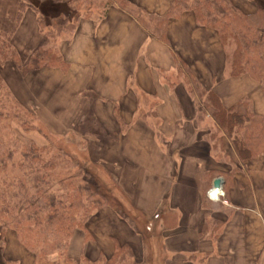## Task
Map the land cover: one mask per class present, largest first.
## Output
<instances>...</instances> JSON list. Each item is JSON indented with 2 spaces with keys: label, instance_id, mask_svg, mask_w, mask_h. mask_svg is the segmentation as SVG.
Masks as SVG:
<instances>
[{
  "label": "crops",
  "instance_id": "obj_1",
  "mask_svg": "<svg viewBox=\"0 0 264 264\" xmlns=\"http://www.w3.org/2000/svg\"><path fill=\"white\" fill-rule=\"evenodd\" d=\"M129 1L152 15L174 2ZM232 3L249 14L264 8V0ZM18 4L0 0L1 29L16 25ZM104 4L58 37L67 71L44 67L24 76L10 63L24 81L41 76L51 96L58 89L55 110L64 126L91 119L104 135L91 137L88 162L104 168L103 179L119 186L116 195L147 218L139 231L105 205L89 222L88 242L75 233L70 255L97 262L129 244L142 264L147 251L151 264H264V155L241 159L199 93L214 92L226 108L248 98L264 119L261 85L247 74L229 75L218 33L199 25L194 11L171 18L164 41L117 3ZM13 43L23 55L44 46L36 10L25 11ZM219 176L228 203L207 196Z\"/></svg>",
  "mask_w": 264,
  "mask_h": 264
},
{
  "label": "trees",
  "instance_id": "obj_2",
  "mask_svg": "<svg viewBox=\"0 0 264 264\" xmlns=\"http://www.w3.org/2000/svg\"><path fill=\"white\" fill-rule=\"evenodd\" d=\"M51 1L70 3L74 15L72 22H68L67 14L54 17L51 28L46 30L54 42L61 35L73 34L79 26L81 6L88 5L89 11L86 13H89L93 3V0ZM102 1L104 7L117 3L133 14L147 31L164 41L168 40V21L179 17L185 10L194 11L199 25L210 27L218 33L225 50L229 75H250L264 91V8L260 7L255 13L249 14L236 7L232 0H174L167 13L152 15L129 0ZM28 7L35 8L34 3L20 0L16 25L11 30L0 28V128L10 119L15 120L25 132L39 129L34 123L35 113L14 97L1 74L2 66L13 60L24 76L44 67L60 68L63 71L69 67L63 54L54 46H41L33 50L25 60L22 58L13 43V36ZM38 23L41 30L45 31L41 15ZM199 93L202 98L207 95L203 105L230 138L241 159L264 155V119L255 113L250 99L244 98L226 108L214 92L203 89ZM12 107L15 109L13 116L9 111ZM22 110L28 119L21 118ZM90 126L87 131H91ZM94 130L91 131L94 136H103L98 129ZM20 142L0 137V242L4 241L7 231L12 229L19 242L33 255L35 264H142L133 259L134 252L129 244L117 245L109 259L101 256L99 261L91 262L84 257L79 260L73 258L70 255L71 241L78 231L84 234L86 242L89 241L91 235L88 225L97 209L110 205L139 231L147 218L131 205L129 207L125 198L116 195L119 187L116 183L98 177L93 170V167L97 168L95 164L85 159L80 161L82 166L74 160L69 161L67 157L72 156L67 147H54L53 144L49 147L39 146L32 141ZM46 153H52V157L47 158ZM61 156L67 158L69 165L80 167L79 181L71 179L55 182L49 176L58 169L57 161ZM15 168L19 171L18 177L11 176ZM211 176L209 172L206 178ZM148 232L152 231L148 229ZM148 253L145 255V264L149 263ZM13 262L4 254V243L0 244V264Z\"/></svg>",
  "mask_w": 264,
  "mask_h": 264
},
{
  "label": "rangeland",
  "instance_id": "obj_3",
  "mask_svg": "<svg viewBox=\"0 0 264 264\" xmlns=\"http://www.w3.org/2000/svg\"><path fill=\"white\" fill-rule=\"evenodd\" d=\"M26 1L29 4L34 3V7L36 9H38L37 6L39 7L38 10H36L33 7H28L26 11L34 9L38 13V17L41 15L42 19H44L45 31H42L45 37L44 46L45 47L54 46L58 49V44H57L58 39L56 42L52 41L51 38L46 33L47 32L46 30H49L51 28L52 20L54 19V17L60 14H67L68 22L73 21L74 15L71 4L66 1H58V2H52L51 0H26ZM98 4H99V0H95V2H93L92 5L90 6L91 8L90 10H92V12L94 13L101 12L102 7H99ZM87 7L88 5L81 6L82 8L81 12L87 14L86 11L87 10L89 11L88 9L89 7L88 8ZM61 36L65 37L67 35H61ZM29 55L30 53L29 54L25 53L24 55L22 53V58L25 60ZM10 63L16 66L13 60H9L5 62L4 64L5 68L3 69L4 72H2L1 70V74L4 77V80L8 85L9 89L11 90L12 94L14 95V97L17 98L23 105L27 106L29 110L35 113L36 119H34V123L39 127V129L25 132L16 122H14L15 120L11 121L10 119H7L3 123V126L5 128L2 126L0 128V137L5 138V140L7 141H12V142L15 140H20L21 141L20 143L22 142L29 143L32 141L39 146H46V147H49L52 144L54 147L55 146L59 147V145H61L62 147L65 146L68 148L67 150L69 151V153H71L72 156V157L68 156L67 157L68 160L69 161L74 160L75 163L82 166L83 164H81L82 162L80 161L84 159L89 160L90 150L88 149L90 143H92L91 137L94 138V132H95L94 129H97L94 125L92 127L90 126L89 121L91 119H87L86 122L83 124V126L80 124L81 127H79V125H77L76 127H74L73 125L71 127L64 126L63 118H61V116H57L58 112L57 110H55L57 103L56 99L59 96L58 89L54 88L55 92L51 96V94L46 92L48 90V87L42 84V82L40 81V79L42 78L41 76L34 77L32 79L34 82L28 80L24 81V79L21 78V76L17 75V73H15L10 68L11 65ZM16 68H18V66H16ZM34 71H36V69ZM18 72L21 73L20 68L18 69ZM25 82H27L28 85ZM14 110L15 109L13 107L9 110L11 111L12 116ZM20 113L22 115L21 118L28 119V116H24L25 112L23 110ZM88 126H90L91 131L92 130L94 131L92 132V134L89 133L90 131H87ZM86 145H87V149H86ZM55 151L58 152V149L56 148ZM52 152L54 153V149H52ZM45 156L47 158H51L52 153H46ZM19 157L20 156H18V158ZM67 158L61 156L60 160L57 161L58 169L49 174V176L53 177V180H55V182L61 180L67 181L71 179L79 181L80 176L78 173L80 167L71 164L69 165ZM93 170L98 175V177L103 179L102 174L104 173L103 172L104 168L93 167ZM11 176L12 177L19 176V171L17 168L12 169ZM3 243H4V254L7 258L14 261L12 264L15 263L27 264V257L24 253L27 252V249L19 242L16 233L12 229H9L7 231L6 235L4 236V241L2 242L1 240L0 244Z\"/></svg>",
  "mask_w": 264,
  "mask_h": 264
},
{
  "label": "built area",
  "instance_id": "obj_4",
  "mask_svg": "<svg viewBox=\"0 0 264 264\" xmlns=\"http://www.w3.org/2000/svg\"><path fill=\"white\" fill-rule=\"evenodd\" d=\"M208 194L213 200H219L224 196L225 192L222 187H213L208 191Z\"/></svg>",
  "mask_w": 264,
  "mask_h": 264
},
{
  "label": "water",
  "instance_id": "obj_5",
  "mask_svg": "<svg viewBox=\"0 0 264 264\" xmlns=\"http://www.w3.org/2000/svg\"><path fill=\"white\" fill-rule=\"evenodd\" d=\"M222 183H223V182H222L221 178H217V179L215 180V182H214V185H215L216 187H219Z\"/></svg>",
  "mask_w": 264,
  "mask_h": 264
}]
</instances>
